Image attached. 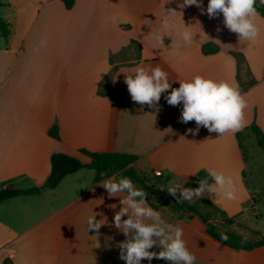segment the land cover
Listing matches in <instances>:
<instances>
[{
  "label": "crops",
  "instance_id": "0c3cea01",
  "mask_svg": "<svg viewBox=\"0 0 264 264\" xmlns=\"http://www.w3.org/2000/svg\"><path fill=\"white\" fill-rule=\"evenodd\" d=\"M1 2L0 15L11 32L7 43L0 35V189L41 187L50 173L52 153L88 163L81 148L136 155L135 170L167 191L175 183L185 186L194 176L190 173L215 168L236 179L240 198L215 197V202L208 194L203 198L234 217L237 225L230 229L246 240L264 236L244 221L248 212L257 215L264 190L249 180L242 141L253 122L264 134L263 16L257 13L259 36L251 44L224 26L222 14L209 18L208 0H202L201 8H179L182 0L166 4L164 0H73L69 8L62 0ZM163 4L165 11L181 14L169 12L171 27L162 44L156 36ZM185 26L196 35L191 43L177 47ZM140 64L159 66L173 88L196 74L235 83L249 105L246 126L219 137L201 126L193 135L188 129H195V122H181L182 105H169L167 93L161 94L158 110L132 101L121 71ZM109 67L111 93L102 95L99 84L110 71L101 72ZM54 122L59 139L48 134ZM157 170L161 176L154 174ZM94 177V170L82 167L53 188L2 201L0 264L5 258L13 264H125L118 247L125 236L113 225L120 198L108 196L99 184L107 178L94 183ZM145 192L150 206L183 229L196 264H264V246L250 250L225 246L206 233L200 216L175 210L165 196ZM92 215L105 223L98 233L86 231ZM156 260L168 264L156 258L151 264H159Z\"/></svg>",
  "mask_w": 264,
  "mask_h": 264
},
{
  "label": "clouds",
  "instance_id": "9594fccd",
  "mask_svg": "<svg viewBox=\"0 0 264 264\" xmlns=\"http://www.w3.org/2000/svg\"><path fill=\"white\" fill-rule=\"evenodd\" d=\"M169 2L170 0H164V4ZM261 3H264V0H261ZM255 4L256 0H208L206 13L209 18L222 14L223 24L229 31L237 34L238 38L255 44L259 36V28L255 22L257 16ZM201 5L202 0H182L178 7L201 8ZM169 12L181 14L177 10L164 9L161 31L156 36L160 43L171 27ZM195 35L185 26L179 33L180 43L177 47L191 43ZM108 71H111L110 67L101 73ZM121 73L124 74V82L132 101L158 110L161 94L167 93L165 99L169 105H182L180 120L182 123L195 122L196 128L188 129L193 135L198 133L201 126L210 133H217L218 137L226 133L234 134L246 126L245 110L249 105L235 83L196 74L178 81L179 87L173 88L167 72L159 66L143 64ZM206 172L211 183L208 179H201L199 186L195 188L184 187V182L175 183L168 192L174 197L179 193L178 202H191L194 198L200 199L206 194L213 201L215 197L227 201H236L240 198L241 187L232 175L215 168H207ZM99 184L106 189L108 196L120 198V208L113 217V225L125 236L118 245L120 259L125 264H142V260H147L148 264H151L154 258L167 261L168 264H196L195 255L188 249L183 239V229L166 221L160 212L148 204L144 189L137 187L130 178L120 173L108 177ZM115 207L116 205L113 206ZM98 221L95 215L89 216L86 231L98 233L100 227L105 224ZM153 247L160 250L151 251Z\"/></svg>",
  "mask_w": 264,
  "mask_h": 264
},
{
  "label": "trees",
  "instance_id": "16d2710c",
  "mask_svg": "<svg viewBox=\"0 0 264 264\" xmlns=\"http://www.w3.org/2000/svg\"><path fill=\"white\" fill-rule=\"evenodd\" d=\"M66 7H71L73 0H62ZM3 3L0 0V6ZM255 8L258 14L264 17V3L261 0H256ZM10 24L4 20L0 15V35L8 42V37L10 35ZM213 48L212 50H216ZM203 51L208 52V46H203ZM240 55L238 54V60H240ZM113 70H111L100 82L98 92L102 95H108L111 93V80H112ZM250 130L256 135L257 144L264 149V134L259 126L253 122L250 125ZM48 134L59 139V128L58 124L54 122L50 127ZM79 151L89 157L88 163H83L78 157L69 155L62 152H54L50 156V173L46 178L44 184L41 187H33L26 190H19L13 188L0 189V203L6 199L14 196L36 193L42 187L53 188L60 180L67 174L73 173L82 167H88L95 171L94 183H97L105 178L112 176L115 173H121L122 175L134 180L139 183L145 191L160 195L159 191L164 188H160L155 182H151L148 175L144 173H139L135 170L133 163L136 161L137 156L124 152H98L89 151L87 149L81 148ZM201 179H208L211 183V179L207 176L205 169H200L192 178H190L184 187H198L199 181ZM178 197V196H177ZM177 197L172 198V207L175 210H187L189 212L195 213L201 218H205V231L212 238L216 239L225 246L232 249H243L250 250L254 247L264 246V236L256 241H248L231 227L237 225L234 217H229L222 209L210 203L206 198L196 199L195 201H177ZM224 237H227L226 239ZM156 263L161 264L162 262L156 260ZM2 264H13L11 259L5 258ZM123 264V263H122Z\"/></svg>",
  "mask_w": 264,
  "mask_h": 264
},
{
  "label": "rangeland",
  "instance_id": "374dc122",
  "mask_svg": "<svg viewBox=\"0 0 264 264\" xmlns=\"http://www.w3.org/2000/svg\"><path fill=\"white\" fill-rule=\"evenodd\" d=\"M1 40V37H0ZM242 141L247 152L248 166L246 172L250 182L259 190H264V149L257 144L256 135L251 131L247 135L242 134ZM257 202V215H245V223L254 230L264 232V191Z\"/></svg>",
  "mask_w": 264,
  "mask_h": 264
},
{
  "label": "water",
  "instance_id": "95a60500",
  "mask_svg": "<svg viewBox=\"0 0 264 264\" xmlns=\"http://www.w3.org/2000/svg\"><path fill=\"white\" fill-rule=\"evenodd\" d=\"M159 194L162 195V196H165L166 198H168L169 200H172L173 196L167 191V190H163L161 189L159 191ZM202 220L205 222L206 219L205 218H202Z\"/></svg>",
  "mask_w": 264,
  "mask_h": 264
},
{
  "label": "built area",
  "instance_id": "2783aa9c",
  "mask_svg": "<svg viewBox=\"0 0 264 264\" xmlns=\"http://www.w3.org/2000/svg\"><path fill=\"white\" fill-rule=\"evenodd\" d=\"M156 176H161L162 175V172L160 170H157L155 173H154Z\"/></svg>",
  "mask_w": 264,
  "mask_h": 264
}]
</instances>
